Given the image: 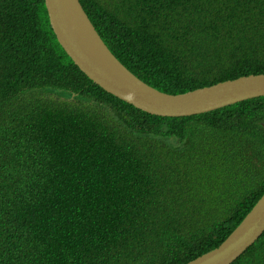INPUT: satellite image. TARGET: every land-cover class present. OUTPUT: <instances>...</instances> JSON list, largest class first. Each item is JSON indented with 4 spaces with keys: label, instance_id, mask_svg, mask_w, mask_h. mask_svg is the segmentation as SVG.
I'll list each match as a JSON object with an SVG mask.
<instances>
[{
    "label": "trees",
    "instance_id": "16d2710c",
    "mask_svg": "<svg viewBox=\"0 0 264 264\" xmlns=\"http://www.w3.org/2000/svg\"><path fill=\"white\" fill-rule=\"evenodd\" d=\"M80 2L161 91L264 73V0ZM263 192L264 95L150 114L72 62L44 0H0V264H184ZM229 264H264V231Z\"/></svg>",
    "mask_w": 264,
    "mask_h": 264
},
{
    "label": "water",
    "instance_id": "95a60500",
    "mask_svg": "<svg viewBox=\"0 0 264 264\" xmlns=\"http://www.w3.org/2000/svg\"><path fill=\"white\" fill-rule=\"evenodd\" d=\"M57 42L95 84L150 114L182 116L264 95V73L240 75L180 93L158 90L128 70L90 22L80 0H44ZM264 231V192L214 248L185 264H229Z\"/></svg>",
    "mask_w": 264,
    "mask_h": 264
},
{
    "label": "clouds",
    "instance_id": "9594fccd",
    "mask_svg": "<svg viewBox=\"0 0 264 264\" xmlns=\"http://www.w3.org/2000/svg\"><path fill=\"white\" fill-rule=\"evenodd\" d=\"M82 5V4H81ZM83 7V6H82ZM88 15V14H87ZM89 18V17H88ZM89 20H90V18H89ZM90 22L92 23V21L90 20ZM92 25H93V23H92ZM94 26V25H93ZM95 28V27H94ZM108 47V46H107ZM111 51V50H110ZM111 53H112V51H111ZM113 54V53H112ZM114 55V54H113ZM115 56V55H114ZM116 57V56H115ZM117 58V57H116ZM118 59V58H117ZM119 60V59H118ZM120 61V60H119ZM124 65V64H123ZM125 66V65H124ZM126 67V66H125ZM127 68V67H126ZM128 69V68H127ZM129 70V69H128ZM133 73V72H132ZM134 74V73H133ZM246 75V74H245ZM138 77V76H137ZM139 78V77H138ZM231 79H233V78H231ZM142 80V79H141ZM143 81V80H142ZM94 83V82H93ZM146 83V82H145ZM149 85V84H148ZM151 86V85H150ZM153 87V86H152ZM155 88V87H154ZM157 89V88H156ZM159 90V89H158ZM178 93H180V92H178ZM260 96H263V95H260ZM253 97H257V96H253ZM251 98V97H250ZM241 101V100H240ZM230 104H232V103H230ZM228 105V104H227ZM208 111V110H207ZM205 112V111H204ZM201 113V112H200ZM196 114H198V113H196ZM191 115V114H190ZM259 198V197H258ZM29 233V232H28ZM32 233H34V232H32ZM32 233H30V234H32ZM206 252V251H205ZM204 253V252H203ZM202 254V253H201ZM201 254H199V255H201ZM199 255H197V256H199ZM197 256H195V257H197ZM195 257H193V258H195ZM193 258H191L190 260H192ZM190 260H188V261H190ZM187 261V262H188ZM186 263V262H185ZM184 263V264H185Z\"/></svg>",
    "mask_w": 264,
    "mask_h": 264
}]
</instances>
